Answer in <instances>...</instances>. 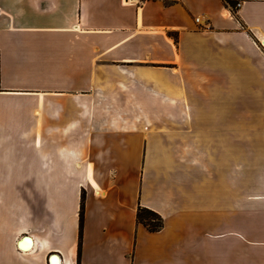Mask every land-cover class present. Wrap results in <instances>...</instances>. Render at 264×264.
I'll return each mask as SVG.
<instances>
[{
  "label": "crops",
  "instance_id": "obj_1",
  "mask_svg": "<svg viewBox=\"0 0 264 264\" xmlns=\"http://www.w3.org/2000/svg\"><path fill=\"white\" fill-rule=\"evenodd\" d=\"M50 259L264 264V0H0V264Z\"/></svg>",
  "mask_w": 264,
  "mask_h": 264
},
{
  "label": "trees",
  "instance_id": "obj_2",
  "mask_svg": "<svg viewBox=\"0 0 264 264\" xmlns=\"http://www.w3.org/2000/svg\"><path fill=\"white\" fill-rule=\"evenodd\" d=\"M83 218V203L81 200L79 207V237L81 236ZM136 221L138 224L146 227L148 231L155 232L158 231L162 226V221L160 217L150 210L144 208H138L136 212Z\"/></svg>",
  "mask_w": 264,
  "mask_h": 264
},
{
  "label": "water",
  "instance_id": "obj_3",
  "mask_svg": "<svg viewBox=\"0 0 264 264\" xmlns=\"http://www.w3.org/2000/svg\"><path fill=\"white\" fill-rule=\"evenodd\" d=\"M31 246H32V240L30 237L28 236H24L22 237L18 242H17V248L20 250V251H28L31 249ZM55 255H52L51 257H53ZM55 258V257H54ZM53 259V258H52ZM56 261H53V260H49V264H53L55 263Z\"/></svg>",
  "mask_w": 264,
  "mask_h": 264
},
{
  "label": "built area",
  "instance_id": "obj_4",
  "mask_svg": "<svg viewBox=\"0 0 264 264\" xmlns=\"http://www.w3.org/2000/svg\"><path fill=\"white\" fill-rule=\"evenodd\" d=\"M238 6V4L236 3L235 5H234V8H236Z\"/></svg>",
  "mask_w": 264,
  "mask_h": 264
},
{
  "label": "bare ground",
  "instance_id": "obj_5",
  "mask_svg": "<svg viewBox=\"0 0 264 264\" xmlns=\"http://www.w3.org/2000/svg\"><path fill=\"white\" fill-rule=\"evenodd\" d=\"M53 264H58V262L56 261L55 263H53Z\"/></svg>",
  "mask_w": 264,
  "mask_h": 264
}]
</instances>
